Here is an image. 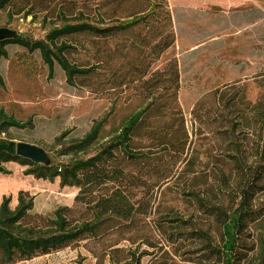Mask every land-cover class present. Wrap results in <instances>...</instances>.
I'll return each mask as SVG.
<instances>
[{"label":"rangeland","instance_id":"374dc122","mask_svg":"<svg viewBox=\"0 0 264 264\" xmlns=\"http://www.w3.org/2000/svg\"><path fill=\"white\" fill-rule=\"evenodd\" d=\"M167 4L175 40L154 67H161L169 58L178 62V100L189 133L185 151L158 147L129 157L117 146L112 157L79 170L77 184H63L59 177L38 178L27 173L35 167L32 163L9 161L0 172V203L8 197L9 207L14 208L21 192L25 199H32V207L19 220L21 225L52 227L59 210L67 227L100 220L96 234L127 223L144 203L141 211L150 212L146 218L149 228H136V232H143L142 240L157 246L121 241L118 246L128 255L120 264H220L203 252L205 245L198 240L168 241L167 234L179 226L156 219L174 212L206 219L181 191L197 188L210 197L217 196V168L230 166L219 154L228 137L223 129L228 123L220 114L224 111L231 118L236 114L249 121L251 108L264 98V0H167ZM30 19L0 11V20L9 21L18 35L43 38L45 29ZM0 47L5 50L0 57V138L39 147L43 151L39 165L61 167L95 155L102 142L143 105L130 89L92 92L68 83L57 65L49 72L37 51L12 43ZM84 48L88 50L86 45ZM2 116L20 126L2 125ZM97 121H102V130L90 147L62 154ZM244 135V144L250 148V133ZM255 202L264 203V191L255 196ZM249 230L254 250L246 261L264 264V215L250 224ZM114 236L107 235L103 242ZM89 247L98 249L99 245L94 233L83 232L29 256L15 251L13 264H111L108 253L93 254Z\"/></svg>","mask_w":264,"mask_h":264},{"label":"trees","instance_id":"16d2710c","mask_svg":"<svg viewBox=\"0 0 264 264\" xmlns=\"http://www.w3.org/2000/svg\"><path fill=\"white\" fill-rule=\"evenodd\" d=\"M0 11L24 20L31 17L30 20L39 22L45 29L43 38L26 37L18 35L9 21L0 20V27L16 32L15 36L0 40V46L12 43L37 51L49 72L57 65L72 85L87 87L92 92L130 89L133 97L143 102L139 110L102 142L95 155L61 167L31 162L16 154L13 140L0 138V172L4 171L3 163L9 161L32 163L35 167L27 173L38 178L59 177L63 184H77L79 170L95 167L112 157V149L117 146L129 157H139L144 151L158 147L185 151L189 133L178 100V62L169 58L161 67H154L175 40L167 0H0ZM4 54V48L0 47V57ZM251 110L253 117L249 121L236 114L231 118L224 111L220 114V119L228 123L223 128L228 137L227 146L219 154L228 159L230 166L217 168V196L210 197L197 188L181 191L206 219H195L192 214L185 217L178 212L161 214L156 219L179 226L180 229L167 234L168 241L198 240L205 245L203 252L218 259L220 264H244L254 250L249 226L264 215V203L255 202V196L264 191V98ZM1 124L20 126L6 116H2ZM101 130L102 121L95 122L82 139L64 148L62 154L87 149ZM247 130L250 148L244 144ZM9 202L5 197L0 203V264H13L15 251L29 256L36 250L59 246L83 232L94 233L95 243L99 245L98 249L89 247V251L108 253L111 264L127 259L125 248L118 246L121 241L157 246L144 242L140 237L143 232H136V228H149L146 218L150 212L141 211L144 203L137 206L127 223L105 234H96L100 220L67 227L66 218L59 210L55 211L52 227L21 225L19 220L32 207V199H25L19 192L14 208L9 207ZM110 234H115L114 238L103 242ZM245 264L251 263L247 260Z\"/></svg>","mask_w":264,"mask_h":264},{"label":"water","instance_id":"95a60500","mask_svg":"<svg viewBox=\"0 0 264 264\" xmlns=\"http://www.w3.org/2000/svg\"><path fill=\"white\" fill-rule=\"evenodd\" d=\"M15 35L16 32L13 29L8 27H0V40ZM16 154L21 157L28 158L36 163L40 162L43 158V151L39 147L24 141H19L16 143Z\"/></svg>","mask_w":264,"mask_h":264}]
</instances>
